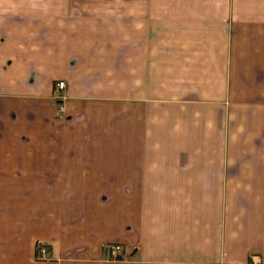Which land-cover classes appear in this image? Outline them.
I'll return each mask as SVG.
<instances>
[{
	"label": "crops",
	"instance_id": "0c3cea01",
	"mask_svg": "<svg viewBox=\"0 0 264 264\" xmlns=\"http://www.w3.org/2000/svg\"><path fill=\"white\" fill-rule=\"evenodd\" d=\"M257 10L0 0V264H264Z\"/></svg>",
	"mask_w": 264,
	"mask_h": 264
},
{
	"label": "rangeland",
	"instance_id": "374dc122",
	"mask_svg": "<svg viewBox=\"0 0 264 264\" xmlns=\"http://www.w3.org/2000/svg\"><path fill=\"white\" fill-rule=\"evenodd\" d=\"M75 1L87 2V3H89V2L90 3H94V2H97V1L98 2H104L105 0H75ZM244 1H249V2L252 1V2H256L257 3V5H258L257 15H256V18H254L255 19V22L253 20V23L252 24L257 25V27H256V30L258 31L257 34H260L261 35L262 34V28H264V0H242V2H244ZM260 4H262V5H260ZM262 45L264 46V43H262ZM262 49L264 50V47ZM262 53H264V52L262 51ZM261 59L263 60L264 58L263 57L260 58V60L258 61V63L263 64V61ZM63 87H64V82H63ZM57 89H59V88H57ZM238 93H240V91H238ZM250 94L251 95H254V96H261V97H263L264 88L262 87V84H259L258 83L253 88H250ZM255 94H257V95H255ZM224 104L226 105L225 106V109L228 111L229 110L228 105H227L228 103L225 102ZM258 104H260V105L257 106V109H258L259 113H261L260 111H263V108H264V100L263 101H260ZM59 111H61V114H62V112H63L62 106H61V110H59ZM56 112H57V110H56ZM57 117H59V116H57ZM61 117H62V115H60L59 118H61ZM112 245H114V244H108V245H106L104 247L107 250V252H108L109 255H110V252H109L110 251V246H112ZM115 245H118V244H115ZM119 248H120V246H119ZM36 250H38L39 255H37V256L39 258H44V257L47 256L46 247L44 245H42L41 242H36L35 243V251ZM110 257H112V256L110 255Z\"/></svg>",
	"mask_w": 264,
	"mask_h": 264
},
{
	"label": "built area",
	"instance_id": "2783aa9c",
	"mask_svg": "<svg viewBox=\"0 0 264 264\" xmlns=\"http://www.w3.org/2000/svg\"><path fill=\"white\" fill-rule=\"evenodd\" d=\"M56 87L61 89L63 87V81L59 80L55 83ZM55 99L57 100L56 102V110H57V114L58 116L60 117L61 115V103L58 102V99H60V95H56L55 96ZM110 255L112 256V258H115L117 257V255L120 253V248L118 245H112L110 246ZM39 255V253H38ZM216 264H263L260 257L257 256V255H252L249 259V261L247 262H244V263H222V262H219V263H216Z\"/></svg>",
	"mask_w": 264,
	"mask_h": 264
}]
</instances>
